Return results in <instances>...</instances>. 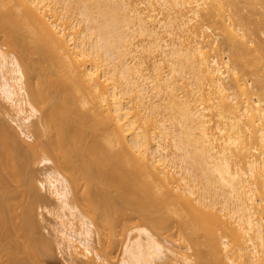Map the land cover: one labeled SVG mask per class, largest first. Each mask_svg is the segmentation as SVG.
Instances as JSON below:
<instances>
[{"label":"bare ground","instance_id":"bare-ground-1","mask_svg":"<svg viewBox=\"0 0 264 264\" xmlns=\"http://www.w3.org/2000/svg\"><path fill=\"white\" fill-rule=\"evenodd\" d=\"M0 98V264H264V0H0Z\"/></svg>","mask_w":264,"mask_h":264},{"label":"rangeland","instance_id":"rangeland-1","mask_svg":"<svg viewBox=\"0 0 264 264\" xmlns=\"http://www.w3.org/2000/svg\"><path fill=\"white\" fill-rule=\"evenodd\" d=\"M76 23H77V25H76V27H75V30L76 31H81L83 28H84V26H85V24L83 23V22H77V21H75ZM2 100V98H0V101ZM3 101V100H2ZM1 101V102H2ZM3 103V105L5 104L4 102H2ZM5 106H7L8 107V109L7 108H5V107H3V108H5V109H7V110H9V113L12 111L10 108L11 107H9V105L7 104V105H5ZM12 113H13V111L11 112V115H12ZM10 114H9V117L8 116H6V118L8 119V120H11L10 119V116H11ZM13 116H11V118H12ZM12 121V120H11ZM169 122V121H168ZM13 123V122H12ZM167 124H169V123H167ZM17 125V124H16ZM15 125V123L13 124V126H15V128L16 129H18L17 128V126ZM31 134H33V133H31ZM22 137H23V139H25L26 140V142H31L32 140H29L27 137H24L23 135H21ZM40 168V167H39ZM39 176L42 178V175H40L39 174ZM44 192V191H43ZM45 194H47L48 195V197H50L51 199L50 200H52V199H54L50 194H49V192L48 191H45L44 192ZM41 204H46L47 205V203H41ZM44 206V207H43ZM40 208H42V209H40ZM38 210H37V215H38V219L39 220H42L41 222H42V224L46 227V229L49 231V233H48V231L46 232V229H42L46 234H48V236H51L52 237V235H53V233H54V229H53V224H54V216L53 215H51V214H49L48 212H47V209L45 208V205H42L41 207H39V208H37ZM42 212H43V214H42ZM44 218V219H43ZM95 238H97V235H95ZM161 238V241H163L164 243H166V244H168V242H166L167 241V239H165L164 237H160ZM168 245H170V244H168ZM185 250V249H184ZM55 251H56V259H55V261H53V262H51L50 264H67V262H66V260H65V258L67 257H69L68 256V254H67V251H66V249H64V248H62V255H61V248H59V247H57V245H56V249H55ZM120 252H121V246H120V248L116 251V254H115V258H114V261H116V260H118L119 258H120ZM187 252V254H192V250H187L186 251ZM167 261V263L168 264H171L170 263V261L169 260H163L162 262H166ZM49 264V263H48ZM74 264V263H73ZM113 264H115V263H113ZM195 264V263H194Z\"/></svg>","mask_w":264,"mask_h":264}]
</instances>
